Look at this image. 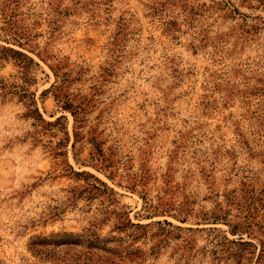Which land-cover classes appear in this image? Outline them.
Segmentation results:
<instances>
[{
    "label": "rangeland",
    "instance_id": "rangeland-1",
    "mask_svg": "<svg viewBox=\"0 0 264 264\" xmlns=\"http://www.w3.org/2000/svg\"><path fill=\"white\" fill-rule=\"evenodd\" d=\"M0 45L38 63L25 84L0 59V264H237L232 227L259 247L264 0H0ZM62 96L83 108L76 141ZM31 103L65 119L33 126ZM71 168L148 227L115 229Z\"/></svg>",
    "mask_w": 264,
    "mask_h": 264
},
{
    "label": "trees",
    "instance_id": "trees-1",
    "mask_svg": "<svg viewBox=\"0 0 264 264\" xmlns=\"http://www.w3.org/2000/svg\"><path fill=\"white\" fill-rule=\"evenodd\" d=\"M8 53V54H7ZM10 54V55H9ZM12 57L15 59L16 63L23 69V79L24 83H28L30 81H33L34 78L31 76L30 72V67H38V63L33 60L32 57L28 56L27 54L14 50L12 48H5L0 45V59L4 58H9ZM56 78H59L58 74H55ZM66 81V74L62 73L60 76V85H52L51 87L54 88V97L59 98V93L61 91V86L65 83ZM11 85H7L4 81H0V88L4 89L3 93L1 94L2 96L7 95V93H11ZM58 92V94L56 93ZM19 93L20 98H24L27 100L32 101V93L28 92L27 87L25 85H20L19 86ZM61 108L65 110H69L74 117V141L77 140L78 133L76 131V124L81 122L78 118L79 111H82V105L81 103L79 104H74V102L70 101L69 97L67 96H62L61 100ZM33 106V108H28V114L37 122L32 124L33 126H38L41 125V123H44L46 126H56L59 124L64 118V116H59L57 117L53 122H48L46 121L42 115L39 113L37 107H34V104H30ZM64 131V135L66 139L68 140V132L66 131V127H62ZM42 133L43 131L40 130ZM50 136H54L55 134L50 131ZM75 145V142L73 143V147ZM105 167H108L106 165ZM71 172L74 173L77 176H81L84 174V186H82V189L78 191L77 195L78 197H81L82 195L84 196V200L86 201H92V200H99V204L101 206L100 208V214L103 216L104 219L109 220L108 217L111 215L115 216L116 222L114 223V228L117 230H126L129 228H132V232L130 236H137L138 230L142 228H147L148 225H143V224H137L133 223L130 218L128 217V214L126 211L122 210V206H120L119 200L117 197L120 196L118 192H116L113 188L108 186L104 181H102L100 178L96 177L95 175L84 172V173H79L71 168ZM112 171L109 172L107 175L111 180H114L112 178ZM72 198L75 197V192H72ZM165 224H168V222H164ZM238 228L232 227L230 229L231 234H238L239 237L235 240H229L227 237H223L221 240V244L226 243L228 245V248L226 249L227 256H230L232 259H234L237 264L241 263V260L243 259L244 255L246 254H254L255 256V250H258V253L255 258V264H264V239H256L257 243L259 244V247L257 244H254L253 242L249 240H245L243 237H241V233ZM247 234V236H252V234L248 230H244ZM254 238V237H252ZM255 239V238H254ZM254 248L255 250L248 251V248Z\"/></svg>",
    "mask_w": 264,
    "mask_h": 264
}]
</instances>
